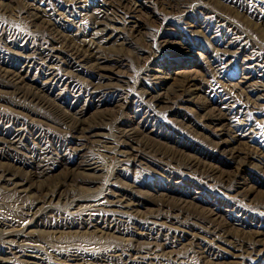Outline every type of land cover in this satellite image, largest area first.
I'll return each instance as SVG.
<instances>
[{
  "label": "rangeland",
  "instance_id": "rangeland-1",
  "mask_svg": "<svg viewBox=\"0 0 264 264\" xmlns=\"http://www.w3.org/2000/svg\"><path fill=\"white\" fill-rule=\"evenodd\" d=\"M0 264H264V0H0Z\"/></svg>",
  "mask_w": 264,
  "mask_h": 264
},
{
  "label": "bare ground",
  "instance_id": "bare-ground-1",
  "mask_svg": "<svg viewBox=\"0 0 264 264\" xmlns=\"http://www.w3.org/2000/svg\"><path fill=\"white\" fill-rule=\"evenodd\" d=\"M74 127L77 128V130H78V126L76 127V126L74 125Z\"/></svg>",
  "mask_w": 264,
  "mask_h": 264
}]
</instances>
